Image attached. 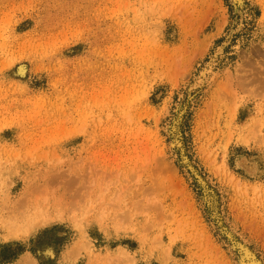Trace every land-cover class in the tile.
<instances>
[{
	"label": "rangeland",
	"instance_id": "obj_1",
	"mask_svg": "<svg viewBox=\"0 0 264 264\" xmlns=\"http://www.w3.org/2000/svg\"><path fill=\"white\" fill-rule=\"evenodd\" d=\"M16 244L0 264H264V0H0Z\"/></svg>",
	"mask_w": 264,
	"mask_h": 264
},
{
	"label": "trees",
	"instance_id": "obj_2",
	"mask_svg": "<svg viewBox=\"0 0 264 264\" xmlns=\"http://www.w3.org/2000/svg\"><path fill=\"white\" fill-rule=\"evenodd\" d=\"M11 245L10 246H5V247H2L3 249H11ZM22 252V247L20 245H14V251L13 253H11L9 256H5V257H2L0 260L1 261H7L9 259H12V258H15L19 253Z\"/></svg>",
	"mask_w": 264,
	"mask_h": 264
},
{
	"label": "water",
	"instance_id": "obj_3",
	"mask_svg": "<svg viewBox=\"0 0 264 264\" xmlns=\"http://www.w3.org/2000/svg\"><path fill=\"white\" fill-rule=\"evenodd\" d=\"M246 258H249V255L244 254ZM249 264H256L252 259H249Z\"/></svg>",
	"mask_w": 264,
	"mask_h": 264
},
{
	"label": "bare ground",
	"instance_id": "obj_4",
	"mask_svg": "<svg viewBox=\"0 0 264 264\" xmlns=\"http://www.w3.org/2000/svg\"><path fill=\"white\" fill-rule=\"evenodd\" d=\"M215 199H216V198H215ZM215 220H216V219H215ZM239 246H240V245H239ZM240 249H241V248H240ZM244 249H245V248H244ZM244 249H243V250H244ZM240 252H241V251H240ZM244 254H245V251H244ZM243 257H244V256H243ZM245 258H246V257H244V259H245ZM244 259H243V260H244ZM247 262H248V261H247ZM241 264H242V263H241ZM243 264H244V263H243ZM248 264H249V263H248Z\"/></svg>",
	"mask_w": 264,
	"mask_h": 264
}]
</instances>
